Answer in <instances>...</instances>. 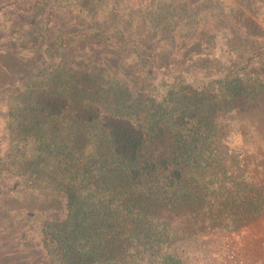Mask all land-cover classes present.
Masks as SVG:
<instances>
[{
	"label": "trees",
	"instance_id": "1",
	"mask_svg": "<svg viewBox=\"0 0 264 264\" xmlns=\"http://www.w3.org/2000/svg\"><path fill=\"white\" fill-rule=\"evenodd\" d=\"M29 1L0 2L16 16L40 19L37 55L45 59L6 100L0 258L184 264L168 247L177 233L169 224L219 219L229 205L208 188L201 196L189 168L200 182L221 159L208 141L213 112L255 104L264 90V62L258 72L252 63L264 58L253 45L264 40V25L232 0ZM239 1L256 14L250 1ZM210 7L221 20L210 19ZM79 42L80 65L70 64ZM9 54L22 59L15 51L0 57ZM144 109L149 126L137 117ZM243 202L242 218L261 210L259 199Z\"/></svg>",
	"mask_w": 264,
	"mask_h": 264
},
{
	"label": "rangeland",
	"instance_id": "2",
	"mask_svg": "<svg viewBox=\"0 0 264 264\" xmlns=\"http://www.w3.org/2000/svg\"><path fill=\"white\" fill-rule=\"evenodd\" d=\"M3 1L0 0V2ZM15 1L23 6H27L26 4L30 2L29 0ZM218 1L221 0H194L196 4L202 3L209 6L218 4ZM232 1L247 11L257 23L261 22L264 25L262 22L264 21V0H246L250 1L248 3L253 11H257L256 14L242 1ZM0 5H2L0 7V53L8 55V51L9 53L15 51L21 54L22 58L19 60L9 54L11 59L6 61V58L0 57L1 67L5 68L0 74V158H2L9 149L7 97L16 88L15 86L27 83L25 73H32L36 68L37 60L43 62L45 59L37 55L41 41V37L38 36L41 28L40 19L32 16L22 17L20 12L16 16L15 10L4 7L3 3ZM211 10L210 7V19L221 20V16L216 19L212 17ZM62 20L66 19L62 18ZM249 40L252 41V39ZM83 45L82 42H79L78 46L75 45L71 52L75 56L69 57L68 63L80 65L77 57L80 54L79 48ZM253 45L258 50H264L263 38L254 42ZM191 49H196L195 43ZM262 61L264 62L263 57L253 60L255 72L262 68ZM192 92V89H186L182 94L190 95ZM209 92H212V89ZM255 101V104H250L243 109L241 107L226 108L213 112L216 129L208 141L211 146L220 151L221 159L208 166V176L200 182L196 179L198 170L189 169L191 173H194L193 183L199 185L198 191L202 193L201 196L205 194L204 188H208V195L211 194L215 198L227 196L229 205L223 209V216L219 219L213 215L199 216L198 225L182 226L180 219L175 218V221L169 224L170 228L176 227L177 233L172 235L168 247L178 253L184 264H264V90L260 91V96L255 98ZM145 114L150 116L151 111L144 109L137 114V117H141L138 119L139 122L143 121V124L149 126V123L143 120ZM161 147L165 148L160 149ZM150 148L161 151L170 149V146L150 143ZM247 199L254 201L259 199L262 204L261 210L258 209L260 211L257 213L248 214L247 218H242L241 214L248 212L243 202ZM41 207L45 208V206ZM53 207H58L57 204H51L50 208L53 211H59ZM213 210L218 212L217 207ZM231 212L238 213L234 220L229 216ZM226 221L229 227L225 224ZM36 229L37 226L34 227V230ZM30 235L32 236L33 233ZM17 261L15 258L6 256L0 258V264H20ZM49 264L55 263L49 262Z\"/></svg>",
	"mask_w": 264,
	"mask_h": 264
}]
</instances>
